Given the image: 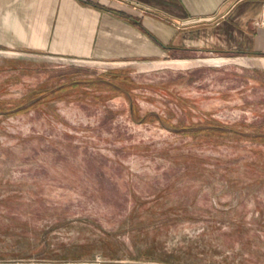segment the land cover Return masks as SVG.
<instances>
[{"label":"rangeland","instance_id":"obj_1","mask_svg":"<svg viewBox=\"0 0 264 264\" xmlns=\"http://www.w3.org/2000/svg\"><path fill=\"white\" fill-rule=\"evenodd\" d=\"M4 56L0 264H264V59Z\"/></svg>","mask_w":264,"mask_h":264},{"label":"crops","instance_id":"obj_2","mask_svg":"<svg viewBox=\"0 0 264 264\" xmlns=\"http://www.w3.org/2000/svg\"><path fill=\"white\" fill-rule=\"evenodd\" d=\"M264 0H0V53L93 62L264 59ZM7 63H13L9 61Z\"/></svg>","mask_w":264,"mask_h":264},{"label":"built area","instance_id":"obj_3","mask_svg":"<svg viewBox=\"0 0 264 264\" xmlns=\"http://www.w3.org/2000/svg\"><path fill=\"white\" fill-rule=\"evenodd\" d=\"M262 13H261V16L259 18V24L264 28V3L262 5Z\"/></svg>","mask_w":264,"mask_h":264}]
</instances>
